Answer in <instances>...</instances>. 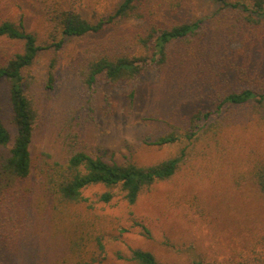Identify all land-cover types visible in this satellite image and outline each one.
Listing matches in <instances>:
<instances>
[{
	"label": "rangeland",
	"instance_id": "obj_1",
	"mask_svg": "<svg viewBox=\"0 0 264 264\" xmlns=\"http://www.w3.org/2000/svg\"><path fill=\"white\" fill-rule=\"evenodd\" d=\"M66 2L99 18L121 0ZM153 5L160 25L203 21L189 43L171 47L160 68L129 83L101 77L85 84L81 70L95 47L135 41L144 32L142 20L127 19L43 49L25 70V91L36 112L29 147L34 167L15 192L0 198V264H136L134 250L152 252L163 264H226L250 258L255 240L264 237V194L250 177L254 165H264V105L258 111L249 104L230 106L191 141L151 145L165 134H183L192 111L212 110L225 94L243 88L239 72L264 74V19L254 34L231 39L224 30L233 16L214 0L188 1L175 14L166 1ZM20 18L39 45L51 41L39 0H0V22ZM21 51V42L0 38V63ZM0 117L13 138L5 81ZM67 142L117 164L151 165L185 145L188 156L174 177L133 204L117 189L111 201H100L106 189L97 185L83 190L84 201L62 206L46 195L39 170L43 159L63 160Z\"/></svg>",
	"mask_w": 264,
	"mask_h": 264
},
{
	"label": "trees",
	"instance_id": "obj_2",
	"mask_svg": "<svg viewBox=\"0 0 264 264\" xmlns=\"http://www.w3.org/2000/svg\"><path fill=\"white\" fill-rule=\"evenodd\" d=\"M42 3L45 22L49 35L53 37L46 46L38 43L37 36L26 30L22 18L17 23L0 22V38L21 42L22 51L15 53L0 63V83L5 81L8 91V103L11 111V123L15 128L13 138L0 117V198L15 192L16 187L28 178L33 170V160L29 151L34 135L36 112L32 100L24 87V72L29 68L40 51L57 49L69 39L81 38L89 33H99L108 27L127 19L142 20L144 32L134 41L102 43L93 49L92 54L83 63L81 75L87 86H92L104 77L109 84L129 83L148 70H156L168 62L171 47L180 42L189 43L199 33L202 20L190 21L186 18L169 25H160L158 11L152 10L154 0H121L113 7L111 14L101 13L99 18L81 7L72 6L66 0H39ZM169 5L171 13L181 12L192 0H161ZM226 8L233 16L231 27L226 28L224 36L237 39L240 34L252 33L254 25L264 19V0H214ZM248 2V3H247ZM247 12V13H244ZM243 13V14H242ZM57 35L61 38L56 41ZM245 39V37H243ZM243 75L246 85L239 91L225 94L212 110L196 109L188 116L183 134L168 133L158 137L151 145L165 146L184 143L197 137L199 132L230 106L251 105L258 111L264 105V74L248 78ZM242 78V76H241ZM242 78V79H243ZM201 123V124H200ZM78 139V134L75 136ZM11 146L8 147V145ZM77 144V142H76ZM60 161H46L40 165L41 184L46 195L60 205L66 206L84 201L82 192L90 186H103L106 191L98 199L109 202L113 198V189H117L122 199L129 204L135 203L139 196L148 193L157 182L168 181L174 177L187 159V146L163 160L146 166L134 164L109 163L100 157L92 156L80 147L71 145ZM250 177L264 194V165H254ZM264 237L255 240L248 253L254 257L245 261L226 264H264ZM131 259L136 264H163L152 252L134 250ZM194 264H212L197 261Z\"/></svg>",
	"mask_w": 264,
	"mask_h": 264
}]
</instances>
